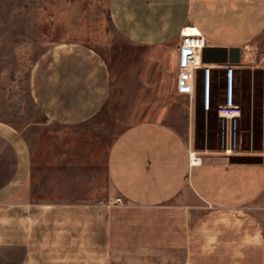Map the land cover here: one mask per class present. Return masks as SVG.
<instances>
[{"label":"crops","instance_id":"0c3cea01","mask_svg":"<svg viewBox=\"0 0 264 264\" xmlns=\"http://www.w3.org/2000/svg\"><path fill=\"white\" fill-rule=\"evenodd\" d=\"M108 12L125 40L159 57V89L174 79L178 90L184 26L199 29L207 47L239 48L232 55L238 62L224 64L237 73L256 60L253 42L264 31V0H108ZM215 73L222 82L224 70ZM197 74L200 90L202 70ZM31 85L49 122L76 125L107 106L114 81L101 54L71 42L40 57ZM169 93L151 103L149 121L112 141L109 191L79 194L75 202L36 200L25 143L0 129V264H264V226L242 203L248 197L232 189L237 169L230 157L200 150L197 132L171 123L177 102ZM178 95L193 117L196 96Z\"/></svg>","mask_w":264,"mask_h":264},{"label":"rangeland","instance_id":"374dc122","mask_svg":"<svg viewBox=\"0 0 264 264\" xmlns=\"http://www.w3.org/2000/svg\"><path fill=\"white\" fill-rule=\"evenodd\" d=\"M255 41L256 60L245 62L247 67L236 74V98L242 108L239 154L229 161L237 169L233 191L248 197L242 203L249 207L251 218L264 226V31ZM71 42L89 46L108 62L113 93L89 122L51 123L34 101L32 74L51 47ZM158 60L149 48L129 43L115 30L108 0H0V129L25 143L36 200L75 202L79 194L109 191L106 170L112 141L118 133L149 121L151 103L167 90L177 102L171 123L197 132L200 150L219 153V120L201 109V91L194 90L197 105L190 117L174 79L170 89L168 80L162 89L155 87ZM221 86L217 80V94ZM246 157L256 159H238ZM89 163L94 167L88 168ZM242 176L249 178L248 184L241 185Z\"/></svg>","mask_w":264,"mask_h":264},{"label":"built area","instance_id":"2783aa9c","mask_svg":"<svg viewBox=\"0 0 264 264\" xmlns=\"http://www.w3.org/2000/svg\"><path fill=\"white\" fill-rule=\"evenodd\" d=\"M179 36L178 91L193 97L198 82L197 71L202 70V109L213 112L219 120V153L228 157L235 156L239 154V124L242 116L241 104L237 101L235 91L237 66L205 63L202 55L207 40L195 26H184ZM219 68L224 70V74L221 92L217 94L215 71ZM194 155H191V163H194ZM116 202H121V198H117Z\"/></svg>","mask_w":264,"mask_h":264},{"label":"water","instance_id":"95a60500","mask_svg":"<svg viewBox=\"0 0 264 264\" xmlns=\"http://www.w3.org/2000/svg\"><path fill=\"white\" fill-rule=\"evenodd\" d=\"M239 53V48H214V47H205L203 50L202 59L205 63H237L232 60L233 53ZM236 158V156H231V158ZM243 161H253L256 158L246 157V158H238Z\"/></svg>","mask_w":264,"mask_h":264},{"label":"bare ground","instance_id":"6f19581e","mask_svg":"<svg viewBox=\"0 0 264 264\" xmlns=\"http://www.w3.org/2000/svg\"><path fill=\"white\" fill-rule=\"evenodd\" d=\"M193 162H194V164H198L199 163V160L196 158L195 155L193 156Z\"/></svg>","mask_w":264,"mask_h":264}]
</instances>
